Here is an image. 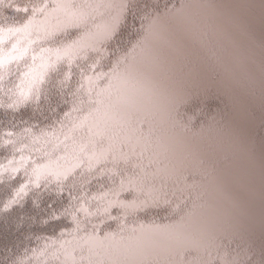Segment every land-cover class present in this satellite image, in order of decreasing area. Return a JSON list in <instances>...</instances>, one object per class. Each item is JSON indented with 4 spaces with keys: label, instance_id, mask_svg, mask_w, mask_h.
<instances>
[{
    "label": "rangeland",
    "instance_id": "obj_1",
    "mask_svg": "<svg viewBox=\"0 0 264 264\" xmlns=\"http://www.w3.org/2000/svg\"><path fill=\"white\" fill-rule=\"evenodd\" d=\"M117 1L60 0L63 8L53 11L56 3L42 19L1 31L0 72L20 62L22 96L30 97L57 62L101 57L118 23ZM173 8L151 19L126 55L102 69L92 64L91 82L82 83L94 100L101 92L98 106L69 130L66 148L59 142L37 166L66 176L76 163L110 159L105 147L132 145L110 156L139 170L142 183L126 186L136 201L109 203L146 208L177 186L208 205L207 223L198 217L192 236L135 219L100 237L76 236L73 224L64 229L71 237L33 256L37 264H264V0H181ZM73 30L60 46L42 52L36 44Z\"/></svg>",
    "mask_w": 264,
    "mask_h": 264
},
{
    "label": "trees",
    "instance_id": "obj_2",
    "mask_svg": "<svg viewBox=\"0 0 264 264\" xmlns=\"http://www.w3.org/2000/svg\"><path fill=\"white\" fill-rule=\"evenodd\" d=\"M57 1L60 0H0V32H13L42 19ZM119 1L120 9L117 8L114 17L118 23L101 57L89 54L90 60L76 58L82 61L81 64L68 60L57 62L30 97L22 96L27 84H24L25 68H21L20 62L7 63L0 72V264H37L33 256L49 253L50 247L71 237L64 229L73 224L78 228L73 227L77 229L76 236L100 237L119 232L114 227L135 219L142 220L135 224L164 226L165 230L169 225V228L180 226L174 232L180 231L181 234L198 231L197 228L201 227L196 222L198 217L202 225L207 223L205 209L208 205H203L197 195L188 191H182L188 195L183 194L177 186L172 188L166 201L146 208L133 203L140 209L136 206L127 209L126 206L109 203L113 198L136 201L132 188L128 192L126 186L135 182L139 185V170L133 169L131 159L115 164V158L110 156L111 152L120 156L132 151V145L129 148L123 142L121 145H116L118 141L112 142L116 146L111 151L99 139L107 150L104 156L110 159L93 167L87 160L76 163L73 171L66 176L45 172L37 166L38 162L48 158L50 149L59 142L66 148L68 141L65 138L69 130L90 109L94 111L98 106L101 92L94 100L93 92L84 89L87 82H91L88 80L93 75L90 74L91 68H94L92 64L99 61L97 67L102 69L111 60L120 59L144 34L151 19L169 13L171 7L181 3V0ZM75 31L61 38L57 33L46 45L36 44L40 45V51L43 46L50 48L51 43L54 47L60 46V40L68 41ZM3 57L4 53L0 50V60ZM146 126L140 127L145 130ZM98 158L96 156L95 159ZM32 166L34 170H31ZM155 177L157 171L148 180L152 181ZM22 187L23 192L20 191ZM201 187H204L203 184ZM209 217L212 219V216ZM197 236H194L195 240ZM56 260L60 258L56 257Z\"/></svg>",
    "mask_w": 264,
    "mask_h": 264
},
{
    "label": "snow or ice",
    "instance_id": "obj_3",
    "mask_svg": "<svg viewBox=\"0 0 264 264\" xmlns=\"http://www.w3.org/2000/svg\"><path fill=\"white\" fill-rule=\"evenodd\" d=\"M64 7V4L63 3H57V7H56V9H54L53 11H56V10H59V9H61V8H63ZM68 53H65V55H67ZM23 190H24V188L22 187L21 189H20V191L21 192H23Z\"/></svg>",
    "mask_w": 264,
    "mask_h": 264
},
{
    "label": "bare ground",
    "instance_id": "obj_4",
    "mask_svg": "<svg viewBox=\"0 0 264 264\" xmlns=\"http://www.w3.org/2000/svg\"><path fill=\"white\" fill-rule=\"evenodd\" d=\"M107 7H109V6H107Z\"/></svg>",
    "mask_w": 264,
    "mask_h": 264
}]
</instances>
